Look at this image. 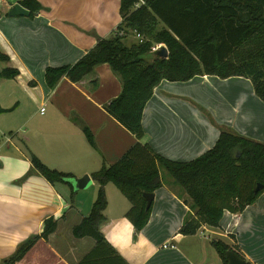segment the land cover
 Returning <instances> with one entry per match:
<instances>
[{"label":"crops","instance_id":"1","mask_svg":"<svg viewBox=\"0 0 264 264\" xmlns=\"http://www.w3.org/2000/svg\"><path fill=\"white\" fill-rule=\"evenodd\" d=\"M19 1L0 0V53L7 57L0 61V73L15 72L13 79L0 78V108L10 110L0 115V262L39 236L44 220L54 218L55 232L47 242L38 241L20 264H78L94 246L90 238L71 235L96 198L98 185L91 175L102 164L114 165L138 141L104 111L121 92L120 79L108 65L95 67L78 83L62 78L53 90L44 74L47 68L74 65L98 39L110 38L121 22L120 0H36L42 10L33 17L29 12L9 17ZM130 38L135 40L128 37L126 46ZM141 127L140 144L170 162L188 163L215 145L221 129L264 144V103L241 77L163 80L144 106ZM30 154L70 178L50 185L32 171ZM163 174L160 170L163 184L153 194L149 221L139 233L124 217L130 208L125 197L112 184L104 187L100 231L126 264H222L209 245L212 239L235 246L245 262H264L245 251L237 233L253 237L255 230H264V193L240 215L224 212L218 228L203 226L185 237L178 230L193 215L189 201ZM83 176L90 184L75 189L74 181ZM204 233L212 237L203 240ZM164 244L170 248L163 249Z\"/></svg>","mask_w":264,"mask_h":264},{"label":"trees","instance_id":"2","mask_svg":"<svg viewBox=\"0 0 264 264\" xmlns=\"http://www.w3.org/2000/svg\"><path fill=\"white\" fill-rule=\"evenodd\" d=\"M120 0L121 22L108 39L96 45L74 65L47 68L46 86L53 90L62 78L78 83L95 67L106 64L120 79L121 92L104 106V111L138 141L114 165L101 168L91 175L98 185L96 198L87 217L74 226L75 239L90 238L93 248L78 264H126L103 237L100 227L106 208L104 187L112 184L128 201L124 217L139 233L148 223L152 206L146 209L144 194H154L166 174L169 184L186 195L193 215L188 216L178 234L191 237L201 227L218 228L224 212L240 215L264 193V144L221 129L215 145L188 163H174L156 155L147 144H140L144 106L154 88L163 80L187 82L196 76L219 79H248L258 99L264 103V0ZM22 8L33 17L42 10L36 0H20ZM137 32L142 42L124 43ZM159 46L168 52L165 60L147 61L148 54ZM0 61L7 57L0 53ZM15 72L0 73V78L13 79ZM0 108V115L9 112ZM211 122H213L210 119ZM82 133L90 146L94 141L83 127ZM32 171L50 185L66 183L70 178L43 165L29 155ZM256 184L262 189L254 193ZM57 220L43 222L42 232L19 244L2 264H20L38 241L47 242L55 232ZM222 264L225 253L234 249L219 240H211ZM244 260V259H243ZM245 264H250L246 262Z\"/></svg>","mask_w":264,"mask_h":264},{"label":"water","instance_id":"3","mask_svg":"<svg viewBox=\"0 0 264 264\" xmlns=\"http://www.w3.org/2000/svg\"><path fill=\"white\" fill-rule=\"evenodd\" d=\"M9 17H16V16H28V11L22 8L20 5L15 4L8 13ZM168 57V52L164 46H159L152 50L148 56L146 57L147 61L151 62L153 60H165ZM90 184V178L88 176H83L82 178L74 181V188L75 189H85ZM262 189L261 184H256L254 187V193L259 192ZM145 202H146V209H149L152 205L153 201V194H144L143 195ZM225 259L227 264H245L246 262L238 256L233 251H227L225 253Z\"/></svg>","mask_w":264,"mask_h":264},{"label":"rangeland","instance_id":"4","mask_svg":"<svg viewBox=\"0 0 264 264\" xmlns=\"http://www.w3.org/2000/svg\"><path fill=\"white\" fill-rule=\"evenodd\" d=\"M130 40H131V42H135V40H133L131 38H130ZM5 137L9 138L7 132H4V138ZM163 175H164V178L165 177L168 178L165 173ZM112 188H114V186ZM97 191H98V189H97ZM254 208L255 207H253V209ZM255 231H256V233L253 232V234H252L253 237L250 236L249 232L246 233L244 231H238L237 233L239 235V241L242 244L245 251H247L248 254H251V257H254L257 260L258 259H264V230L259 231V232H258V230H255ZM210 237H212V236H210L208 233H204L202 239L204 240V239H208ZM212 240H216V239H212ZM209 245H210V243H209ZM210 247L213 249V247L211 245H210ZM233 247H235V246H233ZM233 247H232V249H233ZM235 251H237V250H235ZM213 252H214V257L220 259L217 255L216 251L214 250ZM1 263L2 262H0V264ZM262 264H264V262Z\"/></svg>","mask_w":264,"mask_h":264},{"label":"built area","instance_id":"5","mask_svg":"<svg viewBox=\"0 0 264 264\" xmlns=\"http://www.w3.org/2000/svg\"><path fill=\"white\" fill-rule=\"evenodd\" d=\"M141 5H143V0H136V4H135L134 7L137 8V7L141 6ZM133 35H134V38H135L136 40H138L139 43L142 42V38H141V36H140L137 32H134ZM39 112H40L41 114H43V113H44V109H43V108L40 109ZM162 248H163V249H167V248H170V246H169L168 244H164V245L162 246Z\"/></svg>","mask_w":264,"mask_h":264},{"label":"bare ground","instance_id":"6","mask_svg":"<svg viewBox=\"0 0 264 264\" xmlns=\"http://www.w3.org/2000/svg\"><path fill=\"white\" fill-rule=\"evenodd\" d=\"M2 235V234H1ZM6 239V238H5ZM9 246V245H8Z\"/></svg>","mask_w":264,"mask_h":264}]
</instances>
